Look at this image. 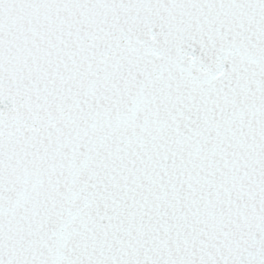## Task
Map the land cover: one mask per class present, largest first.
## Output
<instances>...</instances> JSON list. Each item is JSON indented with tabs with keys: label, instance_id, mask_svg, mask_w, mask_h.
I'll use <instances>...</instances> for the list:
<instances>
[{
	"label": "snow or ice",
	"instance_id": "obj_1",
	"mask_svg": "<svg viewBox=\"0 0 264 264\" xmlns=\"http://www.w3.org/2000/svg\"><path fill=\"white\" fill-rule=\"evenodd\" d=\"M0 264H264V0H0Z\"/></svg>",
	"mask_w": 264,
	"mask_h": 264
}]
</instances>
